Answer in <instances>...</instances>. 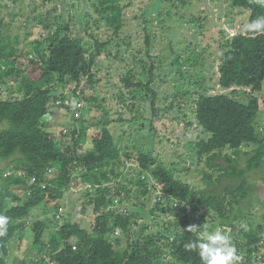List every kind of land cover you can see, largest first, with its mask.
Returning <instances> with one entry per match:
<instances>
[{
  "label": "trees",
  "instance_id": "1",
  "mask_svg": "<svg viewBox=\"0 0 264 264\" xmlns=\"http://www.w3.org/2000/svg\"><path fill=\"white\" fill-rule=\"evenodd\" d=\"M221 1L233 9L247 11V24L264 18V3L260 0ZM96 10L112 33L109 40L113 36L119 38L124 28L120 0H99ZM43 37L25 60L18 56L14 46L0 44V83L12 79L21 92L19 99L0 100V126L6 125L0 131V159L8 161L6 168L0 170V215L10 218L6 235L0 236V264H6L9 241L28 227L26 218L31 211L47 204L53 205L56 214L59 201L77 179L89 186L85 192L93 214L90 228L67 221L51 230L45 240L47 224L36 221L31 231L33 246L42 256L33 264H202L198 252L187 250L185 245L197 239V232L190 230L191 216L204 206L217 210L223 219L221 226L230 229L232 244L242 259L238 264H264V254L259 256L260 250L264 251L259 235L264 229L259 226L256 233L238 229L235 222L240 216H225L221 209L229 196L234 201L246 200L244 191H240L247 185L245 174L264 165V129L260 131L259 123L260 94L264 91V33L246 27L227 40L217 68V86L222 92L194 97V118L206 134V138L194 143L196 156L205 158L209 168H218L222 173L216 184L222 179L241 182L239 188L225 187L220 197L199 192L180 181L151 152L120 150L108 129L103 107H98L103 112L99 120L87 118L91 105L98 101L84 98L79 88L85 76L90 84L96 83L93 68L110 41L94 38L93 48L87 47L80 37L71 35L68 27L63 29L60 25ZM145 53L149 56L148 37ZM153 69L151 65L144 71L149 77L146 84L135 78L133 69L122 77V85L132 101L129 109L139 96L143 100L149 95L154 110L155 94L150 88ZM57 89L71 90L72 94L57 95ZM124 95L120 93L117 99L125 104ZM82 96L88 103L84 106ZM70 99L81 103L79 117L73 113ZM55 108L67 117L65 122L58 123L62 128L56 127L57 131L44 122L47 115H55ZM91 120L97 135L92 136V147L82 151L81 141ZM49 127L51 130H47ZM247 147L251 149L244 152ZM241 156L247 158L244 169L237 167ZM218 160L227 165L224 167ZM128 163L135 166L131 170L140 196L159 193L155 211L162 210L165 204H172L171 208L179 204L176 219L163 223L156 232L150 220L137 223L139 212L122 210V202L131 193V187L126 185L130 183L121 180ZM249 189L248 185V192ZM20 264L29 262L23 260Z\"/></svg>",
  "mask_w": 264,
  "mask_h": 264
},
{
  "label": "rangeland",
  "instance_id": "2",
  "mask_svg": "<svg viewBox=\"0 0 264 264\" xmlns=\"http://www.w3.org/2000/svg\"><path fill=\"white\" fill-rule=\"evenodd\" d=\"M260 1L264 3V0ZM98 3L99 0H0V44L14 46L18 56L25 60L37 41L42 40L50 31L54 32L59 25L63 29L68 27L71 35L80 37L87 47L93 48L94 38L110 41L93 68L96 83L90 84L85 76L79 88V92L83 91L84 98L93 97L98 101L91 105L93 108L87 118L95 120L94 122L99 120L103 112L98 107H103L107 111L108 129L120 150L151 152L173 171L177 179L199 192H211L220 197L225 187L239 188L241 182L238 180L222 179L216 184L215 180L222 173L218 168H209L205 158L199 159L196 156L194 143L206 138V134L197 127L193 105L195 94L213 95L222 92L217 86L219 58L227 40L244 32L248 12L233 9L221 0H120L123 8V32L119 38L113 36L109 40L112 33L96 10ZM147 37L150 40V57L145 53ZM175 61H178L177 64ZM151 65L154 66V81L150 88L155 94V111L151 108L149 95L143 100L139 96L133 102L132 109H129L132 101L121 79L133 69L135 78L146 84L149 77L144 71H148ZM14 83L12 79L0 83V100L21 98V92L17 91ZM120 93L125 94V104L117 99ZM60 94L72 93L71 90L65 92L57 89V95ZM260 97L259 123L260 131H263L264 91ZM85 102L86 100L82 102L83 106L88 104ZM71 103L73 113L79 117L81 103L73 100ZM55 110V115H47L44 122L54 126L52 129L57 131V128H62L57 126L58 123L65 122L67 117H63L66 114L58 108ZM89 122L86 125V135L81 141L82 151L92 147V136L97 135V129L92 127V120ZM4 127L6 125H1L0 131ZM51 127L47 130H51ZM250 149L247 147L243 150L248 152ZM7 162L0 159V170L6 168ZM217 163L224 167L227 165L223 160H218ZM246 165L247 158L241 156L237 163L238 169H244ZM132 167L135 166L128 163L124 169L125 174L122 172L121 180L128 181L130 184L126 185L131 187L129 199L122 202V210L139 212L137 223L143 224L150 220L153 232H156L163 223L176 219L178 208L174 210V206L171 208L172 204H165L161 207L162 210L155 211L159 193L140 196ZM210 182H214L213 185ZM245 183L247 185L240 191H244L242 193L246 200L234 201L229 196L221 209L225 216H240L235 222L238 229L256 233L259 226L264 229V165L258 170L247 172ZM87 188L78 179L72 183L59 201V206L63 209L60 220L55 219L53 205L43 204L33 209L26 218L28 227L8 243L6 264H20L23 260L33 264V261L42 256L33 246L31 231L36 221L47 224L45 240L51 230L58 229V225L67 221L73 220L89 229L93 214L87 203ZM190 210L191 207L188 206L187 211ZM191 218L192 225L198 226L200 231L219 228L228 234L230 232L229 228L221 226L223 219L218 211L208 206L200 207ZM52 221L59 224L55 225ZM261 232L260 244H263L264 230ZM259 253L262 256L263 249ZM168 258L172 259L170 256Z\"/></svg>",
  "mask_w": 264,
  "mask_h": 264
},
{
  "label": "clouds",
  "instance_id": "3",
  "mask_svg": "<svg viewBox=\"0 0 264 264\" xmlns=\"http://www.w3.org/2000/svg\"><path fill=\"white\" fill-rule=\"evenodd\" d=\"M247 30L264 33V18H257L247 24ZM10 218L0 215V236L7 233ZM190 230L197 232V239L185 245L189 251H197L202 264H238L240 257L232 244L231 236L220 230L205 228L200 231L198 226H191Z\"/></svg>",
  "mask_w": 264,
  "mask_h": 264
},
{
  "label": "built area",
  "instance_id": "4",
  "mask_svg": "<svg viewBox=\"0 0 264 264\" xmlns=\"http://www.w3.org/2000/svg\"><path fill=\"white\" fill-rule=\"evenodd\" d=\"M58 104H59V103H58ZM32 181H34V179H32ZM88 188H89V186H88ZM178 205H179L178 203H175V204H174V207L177 208ZM62 214H63V209H62V208H59L58 212H56V214H55V219H56V220H60ZM73 249H75V247H73Z\"/></svg>",
  "mask_w": 264,
  "mask_h": 264
}]
</instances>
